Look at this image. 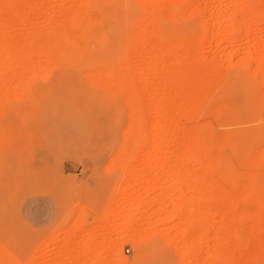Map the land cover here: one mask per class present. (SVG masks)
<instances>
[{"label": "rangeland", "instance_id": "obj_1", "mask_svg": "<svg viewBox=\"0 0 264 264\" xmlns=\"http://www.w3.org/2000/svg\"><path fill=\"white\" fill-rule=\"evenodd\" d=\"M50 1L49 7L57 2ZM149 1L129 0V10L114 6L107 9L110 16L93 25H65L64 19L51 24L46 19H35L37 16L31 12V20L24 23L19 19H14V23L0 19L2 63L11 58L38 59L35 65L28 67H0V264H203V261L210 264L208 254L216 241L215 238L212 240L214 230L208 229L220 222L218 213L221 210H217V206V209L209 207L203 195H197V199L192 193H175L172 188L184 189L186 181L184 190L189 189V192L195 188L201 190L200 187L227 191L232 186L234 191L245 192L248 185L253 191H264V71L259 73L262 78L259 80V74H255L256 62L248 63L245 59L248 62L241 63L246 57L256 61L258 51L264 54V21L256 22L253 18V23V19H245L247 16H231L240 7L230 0H221L222 4L220 0H195L199 7L192 5L197 6L198 11L193 6L196 9L192 7V11L183 10L189 11L184 13L186 20L181 21L184 17L181 13L172 23H166L167 10L179 0H165L166 7L174 4L167 9L165 1L160 7V2L156 3L158 6L152 4L154 9ZM191 1L187 6L194 3ZM249 3L257 12L264 9V0H249L247 5L251 9ZM217 4L228 8L226 18H210L211 8ZM66 5H70L69 2ZM47 6L43 5L44 9ZM153 10L159 15L156 19L162 17L159 21L164 27L174 30L165 45L170 41L178 43L185 35L182 43L181 40L178 43L180 46H176L179 49L174 47L176 50H172L176 54H172L173 57L178 60L179 51L181 58L185 56L179 60V69H184L177 73L179 91L183 94L179 95V103H173L178 114L173 106L169 110L172 117L178 119L179 146L184 140L186 144L177 147V151L184 148L183 152L177 153L168 147L162 150L168 157L173 152L176 156L180 153L179 164L168 163L163 170L154 160L161 152L155 151L157 124L161 120L153 110L155 99L152 94L156 88L151 82L152 76L141 72L140 59H133V52L128 50V22L145 21V26H141L146 28V18L150 12L155 13ZM218 25L222 26L221 30ZM77 44L91 46L79 48ZM146 60L153 61L152 58ZM200 62L208 66L214 63L209 70L215 67L213 72L215 69L219 74L210 77L212 74L206 71L207 80L213 79L208 81V89L205 86V90L202 89L206 92L205 97L193 99L196 101H192L193 104L189 100L192 97L187 96L191 92L186 91H190L189 86L192 90V85L187 84L186 79L193 71L199 73L197 65ZM253 71L254 76L251 75ZM204 72L205 68L201 73ZM131 74L134 80L148 81L136 100L126 82ZM6 75H13L14 79ZM222 75L224 77H220ZM132 82L131 86L134 85ZM183 83L188 89L182 86ZM209 88L214 89L216 95L207 92ZM188 102L195 106L201 104L199 108L193 106L196 113L187 109L192 107ZM136 120L140 123L138 136ZM194 129L203 141L208 135L212 143L207 142V148L203 144L197 152L204 150L208 155V151L214 150L216 153H210V158L207 156L213 160V154L221 150L220 158L214 161L216 168L215 163L210 165L206 155L196 154L191 141L194 134L198 135ZM206 133L210 135L204 136ZM186 150L202 159L205 157L207 166L205 161L202 164L188 151V154L184 153ZM197 161L199 167L194 164ZM211 168L216 174L218 172L220 184H228L227 190L224 185H219V181L218 185L212 183L214 176L210 175L214 173L208 174L213 171ZM193 169H199V173L207 170V178L212 179L207 183V179L204 180L207 174H202V178ZM194 172L202 185H196L199 183L195 182ZM167 189L170 190L168 193ZM248 201L251 204L248 202L247 207H250L256 200L250 197ZM254 219L248 214L241 220L246 226L243 235H248L244 242L248 253L253 247L254 238L251 237L264 235V219H261L260 234L252 231ZM197 220L206 228L195 227ZM182 237L186 239L183 241ZM195 249H203L204 255L192 253L194 257L182 258L183 252ZM246 253V263H251ZM202 256H205L204 260ZM261 259L257 264H264V256ZM219 263L228 264L222 258Z\"/></svg>", "mask_w": 264, "mask_h": 264}, {"label": "bare ground", "instance_id": "obj_2", "mask_svg": "<svg viewBox=\"0 0 264 264\" xmlns=\"http://www.w3.org/2000/svg\"><path fill=\"white\" fill-rule=\"evenodd\" d=\"M26 1V2H25ZM32 1V2H31ZM33 1H35V2H33ZM50 0H0V19H5L6 21H8V22H10V23H14L15 21H14V19H19L20 21H21V23H24V22H27L29 19L31 20V18L32 17H30L29 15H30V12L31 13H33L35 16H37V17H35V16H33V17H35V19H37V20H41V19H46V20H48V22H50L51 24H53V23H59V19H64V22H63V24H65V25H67V24H69V25H75V24H83V25H93V23H95L96 21H98V20H102L104 17H106V16H110L109 15V12H107V9H111L112 7H114V6H120V7H122L123 9H126V10H129V8H130V6H131V4H130V2H129V0H65V1H59V0H55V1H57V2H53V0H51L53 3V7H51V11L49 10L50 9V7H49V5L47 6V4H50L51 5V3H48ZM50 1V2H51ZM59 1V2H58ZM72 3H71V2ZM75 1V2H74ZM142 1V0H141ZM145 1V0H144ZM162 1L164 2L165 0H150L149 1V5L150 6H153V9H154V5H152V4H156V3H159L160 2V4L162 3ZM172 1V0H171ZM176 1V0H175ZM221 1V0H220ZM231 1V3L233 4V5H235V6H239L240 8L239 9H242V10H240L239 11V9L234 13V14H231V16H233V15H236V16H247V18H245V19H247L248 20V18H251V19H253V18H255L256 19V22H263L264 21V9L262 10V12H257V11H255V10H253L252 9V7L254 8V6L253 5H251L250 3V5H251V9L249 8V6L247 5V3L249 2V0H230ZM69 2V4L70 5H66L67 3ZM166 2V1H165ZM178 2V1H177ZM190 2H192L191 0H190ZM189 2V0H179V2L177 3V4H171V6H173V7H171V6H169V4H168V7H166V5H167V2H166V4H165V8L167 9V8H170V9H168L167 10V12H166V16H167V22L166 23H172V21H174L175 19H177V16H179L181 13H182V15L184 14V13H186V11H183V10H189L190 9V11H192L193 9H196V8H194V7H197V6H194V5H192V4H196L195 3V0H194V3H191V5L190 6H187V3L189 4L190 3ZM202 2V1H201ZM201 2L199 3V4H201ZM226 2V1H225ZM66 3V4H65ZM198 3V2H197ZM256 3V2H255ZM46 4V5H45ZM72 4V5H71ZM160 4H158L159 5V7L160 6H162V4L160 5ZM204 4H205V2H204ZM221 4H222V1H221ZM43 5L44 6H47V8L46 9H48V7H49V9L48 10H46V9H44L45 7H43ZM148 5V6H149ZM157 4H156V6H158ZM196 5H198V4H196ZM202 5V4H201ZM212 5H214V4H212ZM258 5V4H257ZM149 6V7H150ZM163 6H164V3H163ZM186 6L188 7V9L186 8ZM194 6V7H193ZM218 4L216 5V7L214 6V7H210L211 8V13L209 14V15H211L210 16V18H218L219 16H222L223 18H226L228 15H227V9L228 8H226L225 6L226 5H222V6H218ZM159 7H157V8H159ZM191 7V8H190ZM192 7H193V9H192ZM198 7H199V5H198ZM197 7V9H196V11H198L199 10V8ZM230 7V6H229ZM55 10V12H53V9ZM145 8V7H144ZM147 8V7H146ZM236 8H238V7H236ZM262 8V7H261ZM192 9V10H191ZM201 9V8H200ZM43 10H46V11H43ZM33 11V12H32ZM155 13H152V12H150V14L148 15V17L146 18L149 22H147V20L146 19H144V20H146V23H147V27L145 28V27H142L141 26V24L143 25L144 23H145V21H143V22H136L135 20L132 22V21H129L128 22V26H129V29H128V40H129V45H128V50L131 52H133V59H135V57H136V59L135 60H137V58H139L140 59V62L142 63V66H143V70L141 71L143 74H147V73H149L151 76H152V80H151V82L154 84V86H155V90H153V94H152V96H153V98L155 99V104L153 105V110H154V112L155 113H157V114H159L160 115V117H161V120H160V122L157 124V126H158V133H157V135H156V138H157V146H156V149H155V151L156 152H158L159 150H161V152H160V155H159V157H156V159H154L155 161H156V163L158 164L159 163V165H158V167H160V169H164V168H166L165 166H167L166 164H168V163H172V164H174V166H177L179 163V160H180V158H179V156L178 155H180V153L176 156V154H174V152L172 153V156L171 157H168L167 156V153L164 151H162L165 147L167 148H173L174 149V151H176L177 153H178V151H182L183 152V150H185L184 148H183V150H178L177 151V149H179L180 148V146L181 145H183L184 143H185V140H184V143L183 144H181L180 146H179V138L181 137H179V133H180V129H179V125H178V119H174L173 117H172V114H171V111L169 110V108L171 107V106H173V103L175 102V101H178V99H179V95H182V94H180V91H179V80H178V77H177V73H179L178 71H182L183 69H179L180 67H179V64H180V62L181 61H179V60H181V59H184V57L185 56H183V58H181V51H179L177 54L178 55H180L179 57V60L177 59V58H175V57H173V55L175 54H173L172 53V50L174 49V47H176L177 45H179L178 43H179V41L181 40H179L178 41V43H177V41L175 42V41H173V42H171L170 41V43H167V45H165L164 44V42L165 41H167V40H169V36L171 35L172 36V34L174 35V30H173V28H169V27H164V24H162V23H160L161 21H159V19L161 18V20H162V17H158V19H156L155 17H157V16H159V15H156V13H157V11H155V10H153ZM181 11H183V12H181ZM195 10L192 12V14L194 15V13L196 12ZM206 11H207V9H206ZM96 14H95V13ZM106 12V13H105ZM189 11H187V13H188ZM208 12V11H207ZM186 13V14H187ZM190 14V13H189ZM192 14H190V16H191V18H192ZM196 14V13H195ZM17 16V17H16ZM184 17L182 18V20L181 21H183V19L184 20H186V15L184 14L183 15ZM195 16V15H194ZM16 17V18H15ZM186 17V18H185ZM208 17V16H207ZM230 17V16H229ZM34 19V18H33ZM65 19H68V20H65ZM235 20H236V18H235ZM4 21V20H3ZM245 21V20H244ZM253 23H254V19L253 20H251ZM17 22V21H16ZM160 24H159V23ZM176 22V21H175ZM178 22V21H177ZM237 22V21H236ZM247 22V21H246ZM245 22V23H246ZM99 23V22H98ZM140 23V24H139ZM165 23V22H164ZM211 23V22H210ZM210 23H208V24H210ZM253 23H249V24H251V25H255V24H253ZM264 23V22H263ZM3 24H5V22H3ZM220 24H223V23H221L220 22ZM235 24V23H234ZM237 24H241V23H237ZM236 25V24H235ZM245 25V24H244ZM143 26H145V24L143 25ZM200 26V25H199ZM201 26H202V24H201ZM202 28V27H201ZM228 28V27H227ZM203 29V28H202ZM222 29V26L220 27V25H218V30H221ZM217 30V29H216ZM226 30V29H225ZM233 32V31H232ZM203 33H204V31H203ZM220 33V32H219ZM223 33V32H222ZM179 34V33H178ZM229 34H230V31H229ZM228 34V35H229ZM232 35L234 34V33H231ZM225 35H226V33H225ZM174 37V36H173ZM178 37V36H177ZM224 37V36H223ZM230 37H233V36H231L230 35ZM168 38V39H167ZM174 38H176V36L174 37ZM184 38H185V35H184ZM184 38H182V40L180 41V44L182 43V41H183V39ZM170 39H172L173 40V38H170ZM229 41H231V43H232V38H231V40H229ZM93 44V43H92ZM77 47H79V48H85V47H87V46H91V44H77L76 45ZM180 46V45H179ZM178 46V47H179ZM183 46V45H182ZM169 47V48H168ZM177 48V47H176ZM184 48V47H183ZM201 48V47H200ZM179 48H177V50H178ZM174 50H176V49H174ZM184 51V50H183ZM174 52V51H173ZM259 52V55H258V57L256 58V61H253L252 59H251V61L249 60V58H243L244 60H242L241 59V63H243V61H244V63H245V61L246 60H248V61H246V62H248V63H250V62H256V64H257V66H256V64H255V67H257V73H256V71H255V74H259V73H262L263 74V71H264V54H262V52H260V51H258ZM132 54V53H131ZM136 56H135V55ZM173 54V55H172ZM184 54V53H183ZM151 55H152V57H151ZM177 55V56H178ZM175 56H176V54H175ZM153 59V61L152 62H149V61H147L146 59ZM189 59V58H188ZM246 59V60H245ZM191 60V59H190ZM255 60V59H254ZM134 61V60H133ZM187 61H189V60H187ZM240 61V60H239ZM37 63L38 62V59H35V57L34 58H23V59H13V58H11V59H9V60H7V61H3V63H2V60H1V56H0V67L1 66H7L8 67V69H11V67H12V69H13V67L14 66H21V67H23V66H25V67H28V66H30V65H35L34 63ZM189 62H191V64H193L192 63V61H189ZM205 62V61H204ZM187 63V62H186ZM185 63V64H186ZM194 63H196V61H194ZM209 63V62H208ZM211 63V62H210ZM220 63V62H219ZM241 63H239V64H241ZM247 63V64H248ZM188 64V63H187ZM191 64H189L190 66H191ZM213 64L214 63H211L210 64V66H208L207 64V66L204 64V63H202V62H200L198 65H197V67L199 68V73L197 72V73H195L194 71L193 72H191V74L189 73V77H188V79H186L188 82H186L187 84H191L192 85V90H191V87L189 86V88H190V91H189V89H188V86H185L184 84L185 83H183V87H186V89H188V90H186L185 88H184V90H186L187 92H191L192 93V95H190L191 93H188L187 94V96L189 95L190 97H192V98H190L189 100L192 102H196V101H194V100H200V99H202L203 97H205L203 94H204V90H205V88H206V86H207V83H208V81H210V80H212L211 78H210V80H207V78L209 77V75L210 74H212V75H210V77L211 76H213V75H215V74H217V73H215V67H213V68H215L214 69V72H213V68H211L210 70L212 71V73L211 72H209L210 70H209V67H212L213 66ZM238 64V62L235 64V66ZM246 64V63H245ZM252 64V63H251ZM181 65V64H180ZM182 65H184L183 64V62H182ZM215 65V64H214ZM222 65V64H221ZM221 65H220V67H221ZM193 66V65H192ZM10 67V68H9ZM196 67V66H195ZM208 67V68H207ZM234 67V66H233ZM244 67V66H243ZM2 68V67H1ZM203 68H205V72L204 73H201V72H203ZM221 68H223V67H221ZM241 68V67H240ZM217 69H219V68H217ZM231 69H232V65H231ZM5 70V69H4ZM207 70H209L208 71V76H207ZM255 70V69H254ZM7 71V70H6ZM185 71V70H184ZM186 72V71H185ZM244 72H246V71H244ZM248 72V71H247ZM246 72V74H248ZM25 73H27V72H25ZM32 73V72H31ZM215 73V74H214ZM254 73V71L252 72V74L251 75H255V74H253ZM27 74H29L30 75V73H27ZM186 74V73H185ZM219 74V73H218ZM217 74V75H218ZM237 74V73H236ZM261 74V75H262ZM3 75V72H1V76ZM187 75V74H186ZM250 75V74H249ZM250 75V76H251ZM8 78H13L14 76L12 75V76H8V75H6ZM28 76V75H27ZM220 77H224V75H222V76H220ZM261 76H260V74H259V77H258V79L260 80H262V78H260ZM7 78V79H8ZM216 78V77H215ZM214 78V79H215ZM218 78V77H217ZM14 79V78H13ZM191 79V80H190ZM209 79V78H208ZM9 80V79H8ZM131 80H133V82L131 81ZM182 80H184V79H182ZM185 80V81H186ZM189 80L192 82H189ZM250 80V79H249ZM134 84H132L133 86H131V82ZM250 81H252V80H250ZM126 82H128V84L130 85V94L132 93V96H133V98L136 100V99H138L139 98V96L141 95V93L143 92V87L145 86L144 84H146L148 81H143L142 79H132V74L129 76V79H126ZM183 82V81H182ZM234 83V82H233ZM245 83V82H244ZM204 86H205V88H204ZM118 88V87H117ZM204 88V90L202 91V89ZM180 89H182V88H180ZM206 89H208V87L206 88ZM209 90L210 91H207V92H214V89H210L209 88ZM212 90V91H211ZM118 92L117 93H119V89L117 90ZM203 92V93H202ZM206 93V92H205ZM208 94V93H207ZM214 94V93H213ZM211 94L212 96H211V98L213 99V96L214 95H216V94ZM187 96H185V97H187ZM209 96V95H208ZM181 98H183V97H181ZM210 98V97H209ZM194 99V100H193ZM179 100H181V99H179ZM214 100H215V96H214ZM183 101V100H182ZM181 101V102H182ZM185 101H186V98H185ZM180 101H178V103H179ZM184 102V101H183ZM191 102H188L189 104L191 103ZM192 102V103H193ZM192 103L190 104L192 107L190 108H187V106H184L183 105V107L184 108H187L188 110L190 109V110H193L192 112L193 113H196V111H195V107H197V108H199V106L201 105H192ZM204 103V102H203ZM185 104V103H184ZM188 104V105H189ZM194 104V103H193ZM196 104V103H195ZM193 106H195V107H193ZM175 109H176V114H178V110H177V108L175 107V106H173ZM215 107V106H214ZM195 108V109H194ZM217 108V107H216ZM189 110V111H190ZM197 110V109H196ZM213 110H214V108H213ZM212 110V111H213ZM215 111V110H214ZM192 112H191V114H192ZM198 112V111H197ZM216 112H218V114H219V109H216ZM190 114V113H189ZM220 114H221V112H220ZM187 115V114H186ZM190 116V115H189ZM176 118L178 117V116H175ZM188 117V116H187ZM216 118V117H215ZM218 118V117H217ZM188 119H190V117L188 118ZM137 121V120H136ZM189 121V120H188ZM136 123V122H135ZM169 123V124H168ZM200 125V124H199ZM203 126V125H202ZM139 128H140V123L137 121V123H136V133H137V135L136 136H138L139 135ZM200 128V127H199ZM229 129V128H228ZM196 129H194V132L197 134L198 132H196L195 131ZM201 130V129H200ZM207 134H209V133H206V134H204V136L205 135H207ZM181 135V134H180ZM210 135V134H209ZM226 135V134H225ZM251 135V134H250ZM228 136V135H227ZM226 136V137H227ZM208 135H207V137L204 139V141H203V137L202 136H200L199 135V133H198V135H195L194 134V136H193V138L191 139V141H192V145H193V147L196 149H194L193 147H191V148H187V149H190V150H195L196 151V154H198V153H200L201 152V155H203V156H205L206 154H205V152H204V150L203 151H198L197 152V149H200L201 148V146H203V144H206L207 142V144H209L211 141H210V138H209V140H208ZM242 137V136H241ZM224 138L225 137H223L222 138V140H223V142H225L224 141ZM181 139V138H180ZM229 137H227L226 138V140L229 142ZM227 142V144L229 145V143ZM222 143V142H221ZM220 143V144H221ZM186 144V143H185ZM207 144L205 145L206 146V148H207ZM210 144H212V143H210ZM214 144V143H213ZM219 144V145H220ZM226 144V145H227ZM179 146V148H177ZM210 146V145H209ZM230 146V145H229ZM183 147V146H182ZM218 147V146H217ZM219 147H221V146H219ZM167 148V149H168ZM175 148H176V150H175ZM208 148H210V147H208ZM172 149V150H173ZM202 149H205L204 147L202 148ZM209 150H212V148L211 149H209ZM187 151L188 150H186V152L184 151V153H186V154H190V152L188 151V153H187ZM214 151V150H213ZM207 152V154L209 155L210 153H216V152ZM192 153L190 154L191 156H195L194 157V159L197 157V160L199 161V162H201L202 164H204L202 161H205V157H206V159L209 157H211V155H206L203 159L202 158H200V157H202V156H197V155H194L195 153L193 152V151H191ZM203 152H204V154H203ZM219 154H221V150H220V152H218ZM218 153L217 154H215V155H217V157H215V155L213 154V156L214 157H212L213 158V160H210L209 158V161H210V165H212L211 163L213 162V164L215 163V162H217V160H215V158L217 159V158H220V156L218 155ZM228 153V152H227ZM200 155V154H199ZM208 156V157H207ZM229 156V155H228ZM183 158H184V156H183ZM182 158V159H183ZM189 158H191L190 156H189ZM202 159V160H201ZM207 159V160H208ZM201 160V161H200ZM228 160H229V158H228ZM182 161V160H181ZM193 161V160H192ZM197 161V162H198ZM215 161V162H214ZM220 161V160H219ZM183 162V161H182ZM185 162H187V161H185ZM190 162V161H189ZM194 162V164L196 163V165H200V163L198 162ZM181 163V162H180ZM207 161H205V166H207ZM221 163V162H220ZM228 163H229V161H228ZM156 164V165H157ZM193 164V167H195V165ZM231 164V163H230ZM182 165V164H181ZM190 165V167H191V164L190 163H187V166H189ZM199 165H198V167H199ZM232 165V164H231ZM184 166H186V164L184 165ZM214 166H215V168H216V163L214 164ZM214 166H212V167H214ZM190 167H189V169H190ZM197 167V166H196ZM197 167V168H198ZM202 167V166H201ZM204 167V166H203ZM225 167V166H224ZM180 168H181V166H180ZM214 168V169H215ZM159 169V168H158ZM182 169V168H181ZM188 169V171H190ZM201 169H203V168H201ZM204 169H207V167L206 168H204ZM212 169V168H211ZM225 169V168H224ZM186 170V169H185ZM193 170H195V169H193ZM193 170H192V172H193ZM199 171V169H196L195 171ZM213 170V169H212ZM188 171H186V173H188ZM197 171V172H198ZM204 172L202 173V170H201V172L199 173L198 172V174H199V176L200 175H205V174H207L205 171H207V170H203ZM209 171V170H208ZM215 171H217V170H215ZM183 173L185 172V171H182ZM210 172V171H209ZM225 172H226V170H225ZM228 172V171H227ZM226 172V173H227ZM185 173V174H186ZM195 173V172H194ZM212 173H214L213 175H210V176H214V178L215 177H219L220 178V176H219V174H218V172H217V174L214 172V170L211 172V173H208V174H212ZM233 173V172H232ZM185 174H183V176L185 175ZM208 174H207V176L205 177L204 176V180H206L207 179V183H208V180H210V179H212V178H210V179H208L207 177H208ZM187 175H189V173L187 174ZM195 175L197 176V174L195 173ZM195 175H193L194 177H195ZM203 175L202 176H200V177H202L203 178ZM228 175H229V173H228ZM229 176H231V172H230V175ZM228 176V177H229ZM167 177H169V176H167ZM190 177V176H189ZM194 177H192V178H194ZM218 177H217V180L216 181H214L215 179L213 178V184L216 182H218L219 183V185H224L225 186V188L227 187L228 188V184H226L225 185V183H223V184H220V180L221 179H218ZM227 177V176H226ZM192 178H191V180L190 181H193L192 180ZM197 178H199L198 176L197 177H195V180L197 179ZM201 178V179H202ZM170 179V178H169ZM168 179V180H169ZM186 179H188V178H186ZM185 179V180H186ZM167 180V182H169ZM188 181V180H187ZM189 181V182H190ZM203 181V180H202ZM231 181L232 180H230V183H231ZM166 182V183H167ZM184 182V181H183ZM186 182V181H185ZM184 182V183H185ZM195 182H197V183H199V184H196L197 186L198 185H200L201 184V182H199V181H195ZM223 181H221V183H222ZM233 183H234V181H232ZM162 183H164V182H162ZM183 183V187H184V189H186L185 187H186V185ZM211 183V182H210ZM218 183L216 184V185H218ZM247 183V182H246ZM186 184H188V182L186 183ZM202 184H203V182H202ZM201 184V185H202ZM185 185V186H184ZM196 185H195V187H196ZM206 185V184H205ZM205 185H203L204 187L203 188H205ZM234 186H235V184H233ZM247 185H248V183H247ZM163 186H164V184H163ZM194 186V185H193ZM221 186H217V187H221ZM200 187V186H199ZM229 187H230V185H229ZM236 187V186H235ZM250 187H251V185H250ZM249 187V185H248V191H245V192H239V191H234V190H236L235 188L232 190V188H233V186L232 187H230L231 188V190H229L230 188H228V190H227V188H226V190L227 191H221V190H215V191H209V190H207L206 188V190L205 189H202V187H200V189L201 190H199V188H195V190H193V187L191 186V190H193L192 192H189V189H188V191L187 190H184L183 188H176V189H174L175 187H173L172 189H173V192H179V193H185V194H187V195H189V193H192L193 195H194V197L195 198H197L196 196L197 195H203L204 197H206L207 198V200H208V202H209V207H213V208H215L216 206L217 207H219V209H217V207H216V209L217 210H221V212H219L218 214L219 215H221V220H220V222L219 223H217V224H213L212 226H211V228H209L208 229V231L209 230H214V234H215V237H213L212 238V240L215 238V241H216V245H215V247L214 248H212V249H210V250H212L208 255H209V258H210V264H220L219 263V260H220V262H221V258H222V260H226V262L228 263V264H257V262L261 259V258H263V256H264V235L262 236V235H259L260 233V231H261V229H262V226H261V219H264V191H253L252 189H249L250 188ZM166 188H167V186H166ZM165 188V189H166ZM170 189H171V187H169ZM224 188V187H223ZM224 188V189H225ZM171 189V190H172ZM168 190V189H167ZM175 190H177V191H175ZM237 190H238V188H237ZM164 191H166V190H164ZM170 190H168L167 191V193L169 192ZM250 197L252 198V197H254L255 198V203H253L254 205H251L250 207H247V205H248V202L251 204V202L250 201H248V199L250 200ZM195 198H191L192 200H194ZM198 199V198H197ZM248 214H250V216H253L255 219H254V221L252 222V223H254V225H252V223H251V225L252 226H254V228L253 227H251L253 230L252 231H254V233H259L258 235L259 236H257V234H255L253 237H251V239L252 238H254V239H252V242H253V247L251 248L252 249V251L250 252V253H248L247 251H245V245H244V242H245V240H247L246 239V237H248V235L246 236V235H243V232L246 234V229L244 228V227H246L245 226V223L242 225L241 224V220H242V218L244 217V216H246V215H248ZM185 220H187V219H185ZM194 223H195V227H205V225L203 224V223H201V221H199V220H197L196 222L194 221ZM250 225V226H251ZM243 226V227H242ZM206 228V227H205ZM242 228H244V229H242ZM245 230V231H244ZM255 230L257 231V232H255ZM189 231H190V229H189ZM188 232V231H187ZM191 232V231H190ZM248 232V231H247ZM159 234V233H158ZM161 234V233H160ZM153 235V234H152ZM167 236V235H166ZM183 236H185V234L183 235ZM204 236V235H203ZM243 236H244V238H243ZM246 236V237H245ZM143 237V236H142ZM149 237H150V235H149ZM168 237V236H167ZM144 238V237H143ZM148 238V237H147ZM163 238V237H162ZM165 239V238H164ZM164 239H162V240H164ZM186 239V238H185ZM185 239H183V237H182V240L184 241ZM167 242H168V240H166ZM205 241V240H204ZM214 241V240H213ZM171 241L169 240V243H170ZM251 245V246H252ZM250 249V250H251ZM189 250V249H188ZM192 250V249H191ZM201 250H203V249H201ZM201 250L199 249V250H196L195 249V251H188V252H183V254H182V258L183 259H185L186 257H188L189 258V255H192V253L194 254H198V255H204L203 254V252H201ZM209 251V250H208ZM249 251V250H248ZM180 252H181V250H180ZM248 253V256H250V259L251 260H249V262L250 261H252L251 263H246V259L244 258V256H246L247 257V255H245V253ZM246 253V254H247ZM193 256V255H192ZM191 256V257H192ZM194 257V256H193ZM196 258H197V256H195ZM178 258V257H177ZM200 257L198 256V259H199ZM203 258H205V256H202V259ZM242 258L244 259V260H242ZM249 258V257H248ZM190 259V258H189ZM192 260H195V259H192ZM204 260V259H203ZM248 260V259H247ZM262 260V259H261ZM243 261H245V263L243 262ZM205 261H203V264H205L204 263ZM183 263V262H182ZM201 263H202V261H201ZM261 264V263H260Z\"/></svg>", "mask_w": 264, "mask_h": 264}]
</instances>
